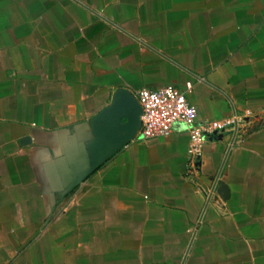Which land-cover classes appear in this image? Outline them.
I'll list each match as a JSON object with an SVG mask.
<instances>
[{
	"label": "crops",
	"instance_id": "0c3cea01",
	"mask_svg": "<svg viewBox=\"0 0 264 264\" xmlns=\"http://www.w3.org/2000/svg\"><path fill=\"white\" fill-rule=\"evenodd\" d=\"M0 264H264V0H0Z\"/></svg>",
	"mask_w": 264,
	"mask_h": 264
},
{
	"label": "built area",
	"instance_id": "2783aa9c",
	"mask_svg": "<svg viewBox=\"0 0 264 264\" xmlns=\"http://www.w3.org/2000/svg\"><path fill=\"white\" fill-rule=\"evenodd\" d=\"M140 106V135L143 139L167 136L177 122L189 127V151L199 160L203 143L219 126H196L197 109L183 92L172 85L136 92Z\"/></svg>",
	"mask_w": 264,
	"mask_h": 264
},
{
	"label": "water",
	"instance_id": "95a60500",
	"mask_svg": "<svg viewBox=\"0 0 264 264\" xmlns=\"http://www.w3.org/2000/svg\"><path fill=\"white\" fill-rule=\"evenodd\" d=\"M139 116H140V106H139V111H138V128H140V118H139Z\"/></svg>",
	"mask_w": 264,
	"mask_h": 264
}]
</instances>
